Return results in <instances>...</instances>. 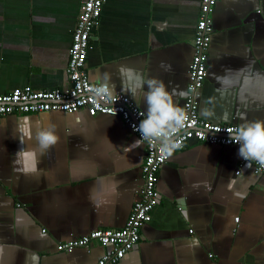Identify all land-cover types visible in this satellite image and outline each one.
I'll return each mask as SVG.
<instances>
[{"label":"crops","instance_id":"1","mask_svg":"<svg viewBox=\"0 0 264 264\" xmlns=\"http://www.w3.org/2000/svg\"><path fill=\"white\" fill-rule=\"evenodd\" d=\"M82 1L0 0V93L68 87ZM199 2L105 0L89 40L88 79L110 77L135 105L122 87L137 89L136 75L186 90ZM212 20L200 117L264 120V0H218ZM137 106L146 111L143 101ZM25 119L33 131L54 125L59 136L36 175L14 163L22 147H36L34 139L20 143ZM136 140L118 116L84 109L0 115V264H94L106 251L100 245L58 252L56 244L124 226L142 183L145 147L131 146ZM239 160L234 145L185 143L159 170L160 201L139 241L114 264H264V177L245 166L236 174Z\"/></svg>","mask_w":264,"mask_h":264},{"label":"built area","instance_id":"2","mask_svg":"<svg viewBox=\"0 0 264 264\" xmlns=\"http://www.w3.org/2000/svg\"><path fill=\"white\" fill-rule=\"evenodd\" d=\"M105 0H83L79 5L77 19L71 35L68 50L66 73L68 87L65 89L34 90L29 86L16 87L7 93H0V115L27 114L48 111L73 113L84 109L90 116L97 114L112 115V105L97 107L88 94L92 82L85 72V60L89 40L93 31L99 26L100 16ZM260 1V0H256ZM218 0H200L195 34L192 41L193 55L188 67L186 90L195 88L199 95L189 93L182 103L189 115L186 127L179 133L183 145L194 140L210 145H239L230 141L227 130L238 125L212 123L200 117V89L207 76V59L213 32L212 15ZM258 13L261 9L256 10ZM119 99L113 104L118 116L125 127L139 139V133L133 130V125H139L140 113L143 111L131 99L117 93ZM145 152L141 161L142 183L136 199L132 203L129 216L123 227L117 229L98 228L79 237L56 244V251L70 252L75 248H89L98 244L105 248L104 254L94 264H114L122 259L139 241L141 228L151 220L154 207L160 201L157 190L158 173L168 161L158 148L144 143ZM240 158L238 168L246 165ZM252 172L264 177V167L252 163ZM238 217L235 218V221ZM264 240V239H263Z\"/></svg>","mask_w":264,"mask_h":264},{"label":"clouds","instance_id":"3","mask_svg":"<svg viewBox=\"0 0 264 264\" xmlns=\"http://www.w3.org/2000/svg\"><path fill=\"white\" fill-rule=\"evenodd\" d=\"M161 67L165 71H171V65L163 62ZM121 73L136 75L130 68H121ZM139 80L137 89L140 91L139 98L136 95L137 89L125 90L130 91L137 105L143 101L146 105V111H142L139 125H133V130L139 133V139L131 146L134 148L144 145L145 142L153 148H158L160 153L169 158L183 147L179 139V133L186 127L189 115L184 107L180 106V100L184 99L190 92L196 95L199 93L195 88L187 90H178L169 88L162 79L144 78L136 75ZM123 85V83H122ZM147 85V91L144 86ZM88 94L96 103L97 107L107 104L112 105V115L116 114L113 104L119 99L115 92V84L111 78L105 76L92 82L88 88ZM207 115V112L203 113ZM21 134L20 143H24V138L35 140V148L22 147L15 154L14 163L19 166V171L25 175L38 174V164L40 157L55 146L59 141L54 125L47 127L37 126L35 131L25 119L20 125ZM230 141L239 145L238 156L246 161L245 167L250 168L255 162L260 167H264V120H245L239 126L227 130ZM131 148V147H130Z\"/></svg>","mask_w":264,"mask_h":264}]
</instances>
